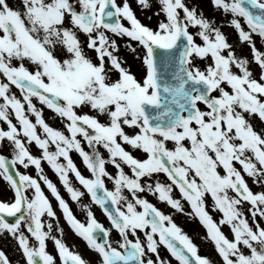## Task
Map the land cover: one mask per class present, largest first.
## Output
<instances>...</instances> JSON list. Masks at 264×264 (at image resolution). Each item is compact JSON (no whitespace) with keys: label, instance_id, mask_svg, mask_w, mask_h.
Here are the masks:
<instances>
[{"label":"snow or ice","instance_id":"snow-or-ice-1","mask_svg":"<svg viewBox=\"0 0 264 264\" xmlns=\"http://www.w3.org/2000/svg\"><path fill=\"white\" fill-rule=\"evenodd\" d=\"M211 5L219 19L193 0H0V236L16 264H91L61 215L97 264H215L145 193L198 218L221 264H264V0Z\"/></svg>","mask_w":264,"mask_h":264},{"label":"flooded vegetation","instance_id":"flooded-vegetation-1","mask_svg":"<svg viewBox=\"0 0 264 264\" xmlns=\"http://www.w3.org/2000/svg\"><path fill=\"white\" fill-rule=\"evenodd\" d=\"M260 125H261V123H260ZM73 156H74V159L76 160L78 166H80L81 170L87 175L88 174L87 170L85 169L84 165L82 164L79 156L76 155L75 153H73ZM44 169H45V173L54 182H56L57 185L59 186L60 185V181L58 180L56 174L47 165V163H44ZM248 182H249V184H250V186L252 188H253L254 185L257 186V184H254L252 182L251 178H248ZM60 190H61L62 194L65 196V198L69 199L70 206L72 207V209H73L74 213L77 215V217L83 220L84 217H85V210L81 207V205L77 204L75 201L70 200V198L68 197L67 192L63 189L62 186L60 187ZM4 191H5V193H7V191H8L7 188H5ZM176 194H177V196H179L178 192ZM89 199L90 198L88 197L87 194L83 198L85 203H88ZM150 200L153 203H156L157 206L160 207L162 210H164L166 213H172L173 214L176 223L179 226H181L182 229L193 239L194 243H196L199 246V251H200L201 255H206V256L210 257L215 262V264H221V258L218 256L217 252L215 251L213 243L209 239H205V237L207 236L206 228L202 225V223H199L198 220L196 221V217L189 216L187 214V212H185V213L176 212L174 209L170 208L166 204L158 202L155 197H153ZM211 203H212V201H211V199H209L208 200V205H209L208 210L211 212V214L213 215L214 218L218 219L219 216H220V213L218 211H214L211 208ZM53 204L54 205L56 204V201L54 199H53ZM78 206H79V208H81V211H79L80 214L78 213ZM92 208H93V211H94L95 215L97 216V218L102 223H104V225L106 227H109L110 226V222L108 221L106 215L102 212L100 207L93 204ZM185 208H186L187 211H191L190 207L187 204H185ZM56 210H57V212L59 214L60 213V209L57 208ZM188 218L192 219V220H194L196 222L195 226H197L199 230H194L193 229L191 231V230L188 229L190 231V233L188 231H186V228L184 226L188 227L189 225H191V223L188 221ZM60 220H61V224H62L63 228L65 227L64 229H66L64 231L65 234H64V237H63L64 240L66 241V243L70 247H73L74 250L79 251L85 257V259H87V260H89L91 262V264H97V262H98V254L95 251L90 250L89 247L87 246L86 242L72 231L70 226L66 222H64V218H63L62 215L60 217ZM10 221H11V219H10ZM223 230L227 234H229L231 236V233L229 232L228 227L226 225L223 227ZM48 246H49V250L50 251L55 252L54 245H53L52 241L48 242ZM14 247L15 248H11V251H9V252L6 251L4 248L3 249L9 255L10 259L13 261V264H16V261H21L22 262L23 261V257L21 255V253L19 251H17L16 245ZM0 248H2V247L0 246ZM160 251H161L162 255H164L166 257H169V254L167 253V251L163 247L160 249ZM173 264H177V262L174 259H173Z\"/></svg>","mask_w":264,"mask_h":264},{"label":"rangeland","instance_id":"rangeland-1","mask_svg":"<svg viewBox=\"0 0 264 264\" xmlns=\"http://www.w3.org/2000/svg\"><path fill=\"white\" fill-rule=\"evenodd\" d=\"M10 4H12L14 7H18L19 6V0H9ZM194 3H199V5L204 9V12L206 15L208 16H212V15H215L218 19L220 18V13L219 12H215L212 5H211V0H193ZM135 7V4L133 5ZM137 14L141 17V19L143 20V22L145 23H151V24H155V19H153L152 21H149V20H146L144 19V16L143 14L140 12L139 9H137ZM150 14V13H149ZM224 31L229 35V39L231 42H236L237 40V36H236V33L233 29L231 28H228V27H225L224 28ZM238 52L242 51L244 54L248 55L249 58L251 56L250 54V50L248 48L247 45H242L240 48L237 49ZM123 55H126L127 59H128V62L130 64H132V67H133V71H139V65H138V62H136L133 58V55L130 51H127V52H124L122 53ZM255 71H259V69L253 65ZM13 91H16L17 94L19 95V91L17 89H15V87L13 86ZM45 117L46 119H48V122L50 124H52L53 126H56V127H60V121L58 120V118H56L54 116V114L48 110L47 108H45ZM255 126L257 127V129H260L262 125H260V123L258 121L255 122ZM31 150L35 153V154H39L38 150L36 149L35 145L33 144ZM4 152L7 153L8 149L7 147H5L3 149ZM106 154V153H105ZM21 167V170L24 171V169ZM108 168L110 171H115V169L113 168L112 165H108ZM27 171H30L33 175H35V170L34 168L30 167L29 170ZM108 187L111 188L112 187V184L111 182H108ZM5 188H7V193H5ZM253 189L254 190H260V186L257 184L253 186ZM145 195H148V198L149 199H152L153 196H151L150 194H147L145 193ZM12 198V193H11V189L10 187L7 185V183L2 179L0 178V199H3V200H10ZM81 211V208H79L78 206V213L80 214ZM198 220L199 223H201L199 221L198 218H196V221ZM188 221L191 223V225H189L188 227L184 226L186 228V231H188L190 233L189 230H199L197 226H195V221L192 220V219H189L188 218ZM183 224V223H182ZM65 228V227H64ZM189 229V230H188ZM66 229H64L65 231ZM0 246L2 248H4L6 251H11V248H15V242L10 240L7 236H0Z\"/></svg>","mask_w":264,"mask_h":264}]
</instances>
